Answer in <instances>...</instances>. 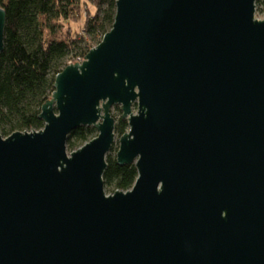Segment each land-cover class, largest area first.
Wrapping results in <instances>:
<instances>
[{
	"label": "water",
	"instance_id": "1",
	"mask_svg": "<svg viewBox=\"0 0 264 264\" xmlns=\"http://www.w3.org/2000/svg\"><path fill=\"white\" fill-rule=\"evenodd\" d=\"M255 0H116L54 77L43 127L0 135V264H264V17ZM6 15L0 6V52ZM116 162L137 178L106 193ZM97 135L67 152L68 134Z\"/></svg>",
	"mask_w": 264,
	"mask_h": 264
},
{
	"label": "trees",
	"instance_id": "2",
	"mask_svg": "<svg viewBox=\"0 0 264 264\" xmlns=\"http://www.w3.org/2000/svg\"><path fill=\"white\" fill-rule=\"evenodd\" d=\"M115 2L0 0L6 15L4 49L0 52L1 136L16 130L36 131L44 126L38 113L53 92L55 75L64 69L68 59L84 57L99 43L112 26ZM115 107L121 111L119 106ZM114 119V132L120 137L128 122L121 114ZM95 132L93 126L71 130L67 150L81 147L97 135ZM105 167L103 187L111 189V193L116 189L127 191L137 178L135 165H118L116 158L109 155Z\"/></svg>",
	"mask_w": 264,
	"mask_h": 264
},
{
	"label": "rangeland",
	"instance_id": "3",
	"mask_svg": "<svg viewBox=\"0 0 264 264\" xmlns=\"http://www.w3.org/2000/svg\"><path fill=\"white\" fill-rule=\"evenodd\" d=\"M263 0H258V1H255V11H254V15H255V18H257V19H263V17H264V3L262 2ZM79 24V23H78ZM77 24V25H78ZM83 45V44H82ZM95 46V45H94ZM93 46V47H94ZM71 53V52H70ZM69 53V54H70ZM68 59V57L66 56V58H65V62H66V60ZM74 63V62H73ZM68 64V63H67ZM115 106H118V105H113V107L110 109L111 110V113H112V116L114 115L115 117H118L120 114H121V111H119L118 110V108H116ZM94 134H98L97 133V130H96V132L94 133ZM117 140H118V135H116L115 136V139H114V145H113V147L111 148V150L106 154V155H109V156H111L112 158H115L116 157V155H115V153H116V150H117V148H118V142H117ZM67 152L69 153V151L67 150ZM105 189V192L106 193H108V194H110L111 193V189H109V188H107V187H105L104 188Z\"/></svg>",
	"mask_w": 264,
	"mask_h": 264
},
{
	"label": "built area",
	"instance_id": "4",
	"mask_svg": "<svg viewBox=\"0 0 264 264\" xmlns=\"http://www.w3.org/2000/svg\"><path fill=\"white\" fill-rule=\"evenodd\" d=\"M85 56H77V58H70L67 60V63H73V62H82L84 60Z\"/></svg>",
	"mask_w": 264,
	"mask_h": 264
}]
</instances>
